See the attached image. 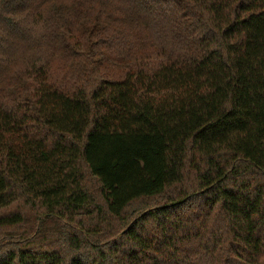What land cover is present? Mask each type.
<instances>
[{
    "label": "trees",
    "instance_id": "trees-1",
    "mask_svg": "<svg viewBox=\"0 0 264 264\" xmlns=\"http://www.w3.org/2000/svg\"><path fill=\"white\" fill-rule=\"evenodd\" d=\"M0 264H264V0H0Z\"/></svg>",
    "mask_w": 264,
    "mask_h": 264
}]
</instances>
